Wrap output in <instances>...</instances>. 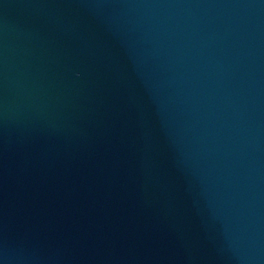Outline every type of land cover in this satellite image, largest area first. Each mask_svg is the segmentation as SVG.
I'll list each match as a JSON object with an SVG mask.
<instances>
[{
	"label": "water",
	"instance_id": "1",
	"mask_svg": "<svg viewBox=\"0 0 264 264\" xmlns=\"http://www.w3.org/2000/svg\"><path fill=\"white\" fill-rule=\"evenodd\" d=\"M0 264H264V0H0Z\"/></svg>",
	"mask_w": 264,
	"mask_h": 264
}]
</instances>
